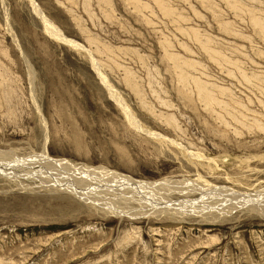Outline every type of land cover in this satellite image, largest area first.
I'll list each match as a JSON object with an SVG mask.
<instances>
[{
	"label": "rangeland",
	"instance_id": "rangeland-1",
	"mask_svg": "<svg viewBox=\"0 0 264 264\" xmlns=\"http://www.w3.org/2000/svg\"><path fill=\"white\" fill-rule=\"evenodd\" d=\"M35 1L83 48L0 0V152L47 135L56 160L184 189L100 206L0 178V264H264V0Z\"/></svg>",
	"mask_w": 264,
	"mask_h": 264
},
{
	"label": "bare ground",
	"instance_id": "bare-ground-1",
	"mask_svg": "<svg viewBox=\"0 0 264 264\" xmlns=\"http://www.w3.org/2000/svg\"><path fill=\"white\" fill-rule=\"evenodd\" d=\"M30 3L32 4V7H34L36 13L44 21L45 24H43L46 25V30L52 37L75 48H83L81 45H78V43H75L71 39L65 37L64 34L54 25V23H51L50 19L44 15L35 0H30ZM93 66L97 70L102 83L108 88L111 97H113L118 102L119 106L126 112V116L130 123L139 125V129H141V131L144 130L136 118L130 114L128 109H126L123 99L117 94L115 88L108 82L106 77L103 75V72L100 71V67L95 60ZM144 131L146 132V130ZM48 141L49 139L46 135L43 152L36 156L19 159L14 153L0 152V178L11 181L31 178V180L40 181L41 188L43 189H52L58 192L64 191L72 195H76L84 201H91L93 205L103 204V201L100 202V199H98L99 195H105V197L108 195H119V197H123L122 199H124L125 195L126 197H131L128 199H134L133 197L139 196L143 199L147 198L148 196L146 194L151 192L153 193L158 191V194L169 192L172 195V193H174L172 192V189L180 187V190H177V192L184 189V182H176L173 180H166L160 183L138 182L102 167H80L77 164H73L66 160H56L51 158L48 154L46 146ZM126 197L125 199H127Z\"/></svg>",
	"mask_w": 264,
	"mask_h": 264
}]
</instances>
